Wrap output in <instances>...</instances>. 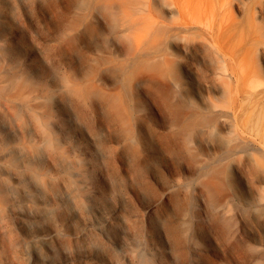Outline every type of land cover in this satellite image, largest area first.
<instances>
[{
	"label": "rangeland",
	"instance_id": "rangeland-1",
	"mask_svg": "<svg viewBox=\"0 0 264 264\" xmlns=\"http://www.w3.org/2000/svg\"><path fill=\"white\" fill-rule=\"evenodd\" d=\"M49 2L3 4L7 69L25 75L31 88L49 91L50 100L40 112L42 122L20 107L19 115L33 122L17 124L8 115L6 122L0 114V129L7 127V146L17 140L14 128L52 134L47 145L27 150L23 158L13 155L28 192L16 208L33 213L22 219L9 208L5 220L13 235L18 227L61 232L50 264H246L235 246L258 244L246 213L253 189L235 161H223L236 199L229 227H221L199 178L213 148H227L224 126L203 137L163 110L149 70L137 61L132 34L120 17L104 13L102 0H56L75 24L70 50L62 40L64 23L58 16L52 21ZM169 4L157 0L159 13L171 20ZM172 42L180 52L169 50V79L189 105L207 103L213 86L207 65L199 52L183 51L182 36ZM86 86L96 87L92 95L79 91ZM47 171L53 181L44 190L31 176ZM169 228L180 231L179 244Z\"/></svg>",
	"mask_w": 264,
	"mask_h": 264
},
{
	"label": "bare ground",
	"instance_id": "bare-ground-1",
	"mask_svg": "<svg viewBox=\"0 0 264 264\" xmlns=\"http://www.w3.org/2000/svg\"><path fill=\"white\" fill-rule=\"evenodd\" d=\"M23 1L12 0L13 3ZM166 1L170 2L171 20L159 13L157 0H102L104 13L111 18L120 17L124 29L132 34L137 61L143 66L141 70H149L155 97L163 110L183 119L185 130L199 132L203 137H212L217 125L224 126L227 148L225 151L213 148L202 163L208 165L199 178L219 216L220 226L229 227L236 197L227 184L223 161H235L240 175L254 191L247 201L246 213L258 243L248 247L238 244L235 248L244 255L246 264H264V0ZM3 4L5 0H0V31L7 21ZM48 11L52 21L57 16L61 18L64 46L72 49L76 39L71 32L75 24L59 10L56 0H50ZM177 36H182L185 43L183 51L199 52L208 67L213 86L207 103L189 105L180 87L169 79L167 67L172 54L169 50L177 51L175 55L180 52V46L172 42ZM4 42L0 33V114L6 122L8 115L17 124L32 123L18 112L20 107H27L31 117L42 122L40 112L47 107L49 91L31 88L25 75H10ZM186 73L190 76L189 71ZM79 89L82 93L81 90H86L90 96L96 87ZM11 134L17 140L7 146V127L0 129V264H50L54 238L61 232H28L18 227L14 236L5 218L9 208L22 219L32 218L31 211L16 208L20 196L28 192L18 175L21 169L13 163L26 156L27 150L32 151L43 143L47 145L52 134L43 137L37 130L27 133L22 127L14 128ZM184 150L189 158H197L189 145H184ZM31 178L44 190L53 181L49 171L37 172ZM45 204L50 206L52 202ZM168 233L176 244L180 243L179 230L169 228Z\"/></svg>",
	"mask_w": 264,
	"mask_h": 264
}]
</instances>
